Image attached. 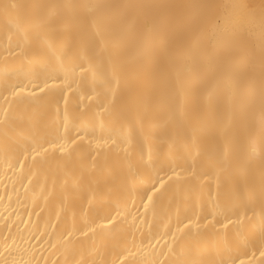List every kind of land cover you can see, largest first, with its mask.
<instances>
[{
  "label": "bare ground",
  "instance_id": "obj_1",
  "mask_svg": "<svg viewBox=\"0 0 264 264\" xmlns=\"http://www.w3.org/2000/svg\"><path fill=\"white\" fill-rule=\"evenodd\" d=\"M0 264H264V0H0Z\"/></svg>",
  "mask_w": 264,
  "mask_h": 264
}]
</instances>
